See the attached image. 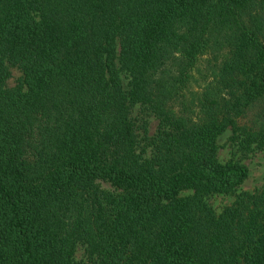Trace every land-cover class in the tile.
Segmentation results:
<instances>
[{
  "label": "trees",
  "instance_id": "16d2710c",
  "mask_svg": "<svg viewBox=\"0 0 264 264\" xmlns=\"http://www.w3.org/2000/svg\"><path fill=\"white\" fill-rule=\"evenodd\" d=\"M229 128L264 151V0H0V264H264Z\"/></svg>",
  "mask_w": 264,
  "mask_h": 264
},
{
  "label": "rangeland",
  "instance_id": "374dc122",
  "mask_svg": "<svg viewBox=\"0 0 264 264\" xmlns=\"http://www.w3.org/2000/svg\"><path fill=\"white\" fill-rule=\"evenodd\" d=\"M12 72L13 77L9 80L8 84L10 86H15L17 84V80L21 77V72L17 68H13ZM123 81L125 85H127L128 78L126 75H123ZM262 108V105L257 103L249 110L244 118L240 119V124H250L252 120L256 119L257 114ZM138 114L139 108L137 106L134 115L136 116ZM145 119L150 124V134H154L158 125L157 119L152 115L146 116ZM235 133L234 128H229L219 136L218 158L222 162L232 159L242 160V162L249 168V176L237 191L229 194H215L207 198L208 203L216 210L217 213L222 212L227 206L233 204L237 195L241 192L253 193L264 189V151L256 150L254 152L243 153V151L235 145L233 140ZM101 185L105 190H114L110 183L101 182ZM83 251L84 250L82 248L78 250L77 257L79 259L83 255Z\"/></svg>",
  "mask_w": 264,
  "mask_h": 264
}]
</instances>
